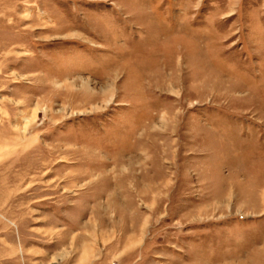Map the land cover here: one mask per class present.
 <instances>
[{
	"label": "rangeland",
	"instance_id": "1",
	"mask_svg": "<svg viewBox=\"0 0 264 264\" xmlns=\"http://www.w3.org/2000/svg\"><path fill=\"white\" fill-rule=\"evenodd\" d=\"M0 264H264V0H0Z\"/></svg>",
	"mask_w": 264,
	"mask_h": 264
}]
</instances>
